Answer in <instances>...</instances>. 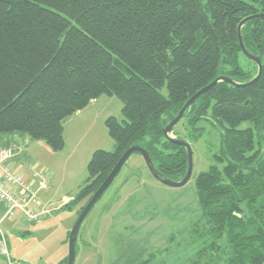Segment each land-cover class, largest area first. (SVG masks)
<instances>
[{
	"label": "trees",
	"instance_id": "16d2710c",
	"mask_svg": "<svg viewBox=\"0 0 264 264\" xmlns=\"http://www.w3.org/2000/svg\"><path fill=\"white\" fill-rule=\"evenodd\" d=\"M258 14L264 0H0V134L58 152L70 117L117 97L123 120L105 122L115 150L94 153L73 199H88L79 215L133 146L179 182L187 151L164 128L215 79L257 76L237 29ZM242 36L262 60L261 78L247 88L219 83L173 130L191 144L207 128L218 133L212 165L196 180L200 219L185 232L194 255L184 264H264V19L247 22Z\"/></svg>",
	"mask_w": 264,
	"mask_h": 264
},
{
	"label": "rangeland",
	"instance_id": "374dc122",
	"mask_svg": "<svg viewBox=\"0 0 264 264\" xmlns=\"http://www.w3.org/2000/svg\"><path fill=\"white\" fill-rule=\"evenodd\" d=\"M122 107L117 97L103 96L70 117L64 124L65 146L58 152L44 141L20 146L24 158L18 173H45L48 199L39 209L47 213L37 222L13 217L2 222L14 264H62L68 258L71 231L88 200L73 199L85 184L94 153L115 150L105 122L110 117L122 121ZM191 146L193 176L181 188L157 181L140 154L130 157L83 222L75 264H184L193 257L185 232L200 219L196 180L212 165L217 131L207 128Z\"/></svg>",
	"mask_w": 264,
	"mask_h": 264
},
{
	"label": "water",
	"instance_id": "95a60500",
	"mask_svg": "<svg viewBox=\"0 0 264 264\" xmlns=\"http://www.w3.org/2000/svg\"><path fill=\"white\" fill-rule=\"evenodd\" d=\"M255 19H264V14H258L253 15L250 17L245 18L238 26L237 33H238V39H239V45L241 48V51L243 55L249 59L250 61L254 62L258 67V73L257 76L248 83H237L236 81L232 80L229 77H219L215 79L210 85L206 86L205 88L201 89L199 92H197L182 108V110L179 112V114L171 119L169 123L164 128V135L166 139L175 145L181 146L186 149L187 156H188V170L185 175V177L179 181H172L168 178H166L164 175H162L154 166L153 159L151 155L142 147L140 146H133L129 148L124 155L121 157L117 165L114 167L113 171L110 173V175L107 177V179L104 181V183L100 186V188L96 191V193L92 196L90 201L85 206L84 210L81 212L78 220L76 221L70 237H69V254H68V262L67 264H75L76 262V256H77V241H78V235L80 232V229L82 227L83 222L89 215V213L92 211V209L95 207L99 199L103 196V194L109 189V187L112 185L114 180L116 179L117 175L120 173L124 165L127 163V161L130 159V157L134 154H140L144 162L151 173V175L160 183L163 185L170 187V188H181L184 187L192 178L193 176V149L189 142L178 139L174 133L173 130L176 125L185 117L186 111L191 108V106L202 96L207 94L209 91H211L213 88H215L219 83H227L235 88H247L251 85H254L262 76L263 73V64L262 60L258 55H253L249 53L244 45L243 42V36H242V28L243 26L252 20Z\"/></svg>",
	"mask_w": 264,
	"mask_h": 264
},
{
	"label": "built area",
	"instance_id": "2783aa9c",
	"mask_svg": "<svg viewBox=\"0 0 264 264\" xmlns=\"http://www.w3.org/2000/svg\"><path fill=\"white\" fill-rule=\"evenodd\" d=\"M16 156L13 148L0 149V202L6 208L5 218L21 216L28 223L37 222L47 211L39 210L38 195L48 189L47 177L35 172L31 183L10 165ZM0 257L6 264H14L10 258L9 245L0 223Z\"/></svg>",
	"mask_w": 264,
	"mask_h": 264
},
{
	"label": "crops",
	"instance_id": "0c3cea01",
	"mask_svg": "<svg viewBox=\"0 0 264 264\" xmlns=\"http://www.w3.org/2000/svg\"><path fill=\"white\" fill-rule=\"evenodd\" d=\"M92 103H96V101H93ZM83 112V111H81ZM80 113V112H78ZM7 135V136H5ZM13 135V136H12ZM25 134H3L2 136H0V149H8V148H13L16 152V156L10 160V165L14 168V170L18 173V169H20V165L22 163V160L24 158V150H20V146H28L32 141L31 139ZM5 147V148H2ZM35 173V172H34ZM34 173H27L25 174V179L31 183L34 182L33 176ZM22 175V174H21ZM46 191H41L38 195V200H39V209L43 208L44 205L46 206L47 203V199H48V195L46 194ZM46 202V203H45ZM44 203V205H43ZM5 214H6V208L5 206L0 202V223L2 224V222L6 219L5 218ZM16 219H18L19 221L22 222H26L25 220H23L21 218V216L16 217ZM28 223V222H26ZM35 223V222H34ZM9 245V243H8ZM10 253V250H9ZM11 258V255H10ZM12 260V259H11ZM13 261V260H12ZM14 263V261H13ZM0 264H6V261L0 257Z\"/></svg>",
	"mask_w": 264,
	"mask_h": 264
}]
</instances>
